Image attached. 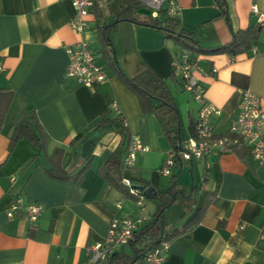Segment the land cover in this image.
I'll return each mask as SVG.
<instances>
[{
    "label": "crops",
    "instance_id": "1",
    "mask_svg": "<svg viewBox=\"0 0 264 264\" xmlns=\"http://www.w3.org/2000/svg\"><path fill=\"white\" fill-rule=\"evenodd\" d=\"M175 1V16L202 48L227 44L233 32L255 25L252 4L264 13V0H226V16L214 0ZM97 8L99 19L93 12L78 32L69 23L75 13L70 0H0V90L12 93L0 126V264H83L86 249L105 238L113 219L136 217L142 210L140 229L153 218L156 200L144 197L139 203L122 179L159 191L171 185V175L181 178L175 168L182 164L170 176L160 173L171 142L158 117L142 110L118 73L129 77L146 65L163 78L181 115L180 130L185 121L188 137L199 102L172 72L173 58L182 49L159 28L126 20L110 25V43H104L101 26L110 24L111 16L107 2ZM79 41L105 68L106 77L95 88L64 76L69 60L65 49ZM192 56L204 97L221 111L210 116L215 134L223 135L237 115L243 90L256 93L264 109V32L246 52L230 56L199 51ZM113 104L126 123L125 144L111 123L99 124L102 118H116ZM29 112L46 135L44 145L19 139L10 149L12 120ZM133 134L147 150L135 152L124 166ZM122 145L119 173L124 186L118 187L100 167ZM56 148L63 151L60 164L68 174L89 163L79 182L48 173L47 157ZM189 162L191 175L198 164V177L192 181L196 188L190 189L186 205L179 199L169 205L174 210L165 230L178 233L170 240L164 264H264V162L253 161L245 148ZM15 196L42 204L36 222L30 223L21 209L8 217L6 209ZM195 216L198 221L186 230Z\"/></svg>",
    "mask_w": 264,
    "mask_h": 264
},
{
    "label": "built area",
    "instance_id": "2",
    "mask_svg": "<svg viewBox=\"0 0 264 264\" xmlns=\"http://www.w3.org/2000/svg\"><path fill=\"white\" fill-rule=\"evenodd\" d=\"M74 15L70 19V25L78 32L83 31L88 24V16L93 13L95 7H99L107 0H70ZM143 7L150 9L153 14L162 5L167 6V13L175 15L178 5L175 0H139ZM251 11L257 17L256 24L264 28V13L259 12L255 4L251 5ZM68 52L65 75L66 78L88 88H95L106 77L105 68L101 62L97 61L95 53L88 48V45L79 41L65 49ZM173 71L180 79L183 89L199 102V109L195 118V134L187 137V145L180 142L178 148H171L163 164L160 173L170 176L172 169L181 165L183 161L201 160L210 154H224L233 152L237 148H245L249 152L253 161L264 162V109L261 108L260 97L250 89H245L241 93L238 103V113L234 118H230L225 133L215 134L210 122V116L219 115L220 109L206 99L204 86L194 75L198 68L196 59L187 50H181L174 56L172 61ZM4 70L0 63V73ZM215 72V68L211 69ZM117 117L123 125H126L124 118L119 114L116 105ZM147 150L143 146L137 135H131L125 150L122 161L124 166L131 164L135 152ZM130 194L136 196L139 203L144 196L131 187V182L127 178L122 179ZM21 209L24 217L30 222L37 221L43 209L42 204L34 201H24L20 196H15L6 209L8 217H13L16 210ZM145 219V212H141L136 217L123 219H113L109 223L107 234L102 241H96L86 249V260L83 264H103L111 254L119 250L133 238L134 232ZM170 240L162 238L155 246L148 249L141 260L135 264H164L169 248Z\"/></svg>",
    "mask_w": 264,
    "mask_h": 264
},
{
    "label": "trees",
    "instance_id": "3",
    "mask_svg": "<svg viewBox=\"0 0 264 264\" xmlns=\"http://www.w3.org/2000/svg\"><path fill=\"white\" fill-rule=\"evenodd\" d=\"M218 5L222 15L227 14L226 0H214ZM107 5L111 16V25H115L119 20H126L137 24H144L159 28L166 32L167 37H172L176 45L180 46L182 50L189 51L192 55L194 52L205 53H227L230 56L236 55L241 52H246L257 40V38L264 32V28H261L258 24L251 27L233 32V39L227 44H223L214 48H202L194 38L192 31L185 30L181 26V21L175 15H169L167 13V6L164 4L160 9L153 14H143L139 12L142 4L139 0H107ZM95 17L99 19L101 16L99 8H92ZM107 26V27H106ZM109 23L101 26L102 40L104 43H110L108 36ZM119 72L122 80L126 83L132 91L138 96L140 105L143 111L153 112L159 119V122L164 130V133L171 142V148H174L178 140L181 138L180 130V112L172 98L170 91L168 90L165 81L156 72L143 65L136 74L132 76H125ZM12 98V93L8 91L0 90V126L3 122L4 115L8 108V104ZM111 123L114 129L121 133L124 144L128 141V134L121 120L116 116L114 119L102 118L99 124ZM98 124V125H99ZM190 135L195 134L194 123L189 124ZM81 134L76 136V139ZM19 139H27L31 144L43 146L46 140V135L37 121L34 112L22 113L15 117L11 122L10 130V142L9 148L12 149L15 142ZM122 146H119L112 155L103 162L100 167V171L116 186H124L121 182L120 159L119 154L122 152ZM241 150V148H237ZM63 154L61 148H56L52 151L50 156L47 157L46 170L54 177L71 179L72 181L79 182L87 170L89 163H84L73 174H68L63 170L60 164V159ZM177 167H179L177 165ZM179 174H173L170 177V186L166 190H157L156 208L153 213V218L145 226L134 232L133 238L126 244L111 254L103 264H135L140 261L145 252L151 247L155 246L164 237L171 240L178 231H166L164 210L171 203L176 200H184L186 197L182 194V191L178 188ZM144 188L149 187L147 184H143ZM194 184L191 186V192L195 190ZM190 195L188 198L190 199ZM201 210L196 216H199ZM194 217L192 221L187 224L188 227L198 221L199 217ZM159 225V226H157ZM184 227V229H185ZM183 229V230H184ZM138 246V248H137Z\"/></svg>",
    "mask_w": 264,
    "mask_h": 264
},
{
    "label": "rangeland",
    "instance_id": "4",
    "mask_svg": "<svg viewBox=\"0 0 264 264\" xmlns=\"http://www.w3.org/2000/svg\"><path fill=\"white\" fill-rule=\"evenodd\" d=\"M143 7V6H142ZM185 91V90H184ZM188 93V92H187ZM189 94V93H188ZM190 95V94H189ZM186 122L184 121L182 124V127H181V143L183 146H186L187 145V137L185 136V131H186ZM189 161H183L181 167L178 169V168H175L176 172H178V170H180V173H181V178L179 177L178 179V188L181 190V187H183L182 189L184 191H186L187 194H185L186 197H184V200H183V203L184 205H186L187 201H188V196L190 195L191 196V193H190V189H191V185H192V181L193 179H197L198 177V167H196L198 164L195 163V166L193 168V173L192 175L190 174L189 172V169H190V166H189ZM202 168V165H200V170ZM182 191V190H181ZM176 204L178 203H175L174 206H176ZM168 210H167V207L164 211V216L167 217L165 218V226L164 228L167 229L168 227H170V217L172 215V212L174 210V207H169L168 206ZM159 226V225H157ZM138 248V246H137Z\"/></svg>",
    "mask_w": 264,
    "mask_h": 264
},
{
    "label": "water",
    "instance_id": "5",
    "mask_svg": "<svg viewBox=\"0 0 264 264\" xmlns=\"http://www.w3.org/2000/svg\"><path fill=\"white\" fill-rule=\"evenodd\" d=\"M139 12H141L143 14H150L151 13L150 9L145 8V7H141L139 9ZM111 24H112V22L109 25H111ZM105 38L108 39L109 37L106 36ZM179 145H180V140H178V142L176 143L174 148H178ZM131 187L133 189L137 190L138 192H140L147 199H157V190L153 186H149V187L144 188V186L141 184H131Z\"/></svg>",
    "mask_w": 264,
    "mask_h": 264
}]
</instances>
